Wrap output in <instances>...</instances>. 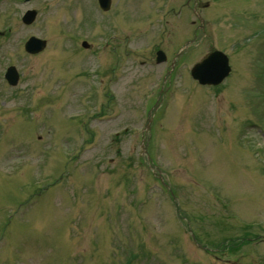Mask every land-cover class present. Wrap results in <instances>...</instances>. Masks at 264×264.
I'll return each mask as SVG.
<instances>
[{
    "label": "rangeland",
    "instance_id": "obj_1",
    "mask_svg": "<svg viewBox=\"0 0 264 264\" xmlns=\"http://www.w3.org/2000/svg\"><path fill=\"white\" fill-rule=\"evenodd\" d=\"M185 2L0 0V264H264V0H202L149 130L156 52L194 36ZM215 50L230 78L196 87Z\"/></svg>",
    "mask_w": 264,
    "mask_h": 264
},
{
    "label": "water",
    "instance_id": "obj_2",
    "mask_svg": "<svg viewBox=\"0 0 264 264\" xmlns=\"http://www.w3.org/2000/svg\"><path fill=\"white\" fill-rule=\"evenodd\" d=\"M39 44V50H42L44 47H45V43L44 42H39V41H36ZM218 55H213L208 61H206L205 63H203L202 65H200L197 69H195L193 71V76H196L197 75V71L200 70L203 71L206 75H209L211 78H209L210 80H208V78L202 74L203 76V80H202V83H217L221 78H224L225 76L228 75L229 73V69L225 68L223 70V67L224 65L221 63H218L217 64V58ZM214 60L215 61V64L214 65H211V62ZM218 71V72H217ZM200 72H198L200 74Z\"/></svg>",
    "mask_w": 264,
    "mask_h": 264
},
{
    "label": "flooded vegetation",
    "instance_id": "obj_3",
    "mask_svg": "<svg viewBox=\"0 0 264 264\" xmlns=\"http://www.w3.org/2000/svg\"><path fill=\"white\" fill-rule=\"evenodd\" d=\"M194 1H195V3H196L195 7H196V6H199L200 3H199V2H196V0H194Z\"/></svg>",
    "mask_w": 264,
    "mask_h": 264
}]
</instances>
